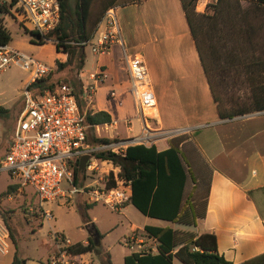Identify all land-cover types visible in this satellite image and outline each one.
<instances>
[{
    "label": "trees",
    "instance_id": "1",
    "mask_svg": "<svg viewBox=\"0 0 264 264\" xmlns=\"http://www.w3.org/2000/svg\"><path fill=\"white\" fill-rule=\"evenodd\" d=\"M57 1L58 22L51 31L36 41L30 39V42L40 46L51 42L56 53L65 55L63 62L55 61L56 73L72 69L78 73L85 61L84 43L90 41L106 10L115 9L119 3L118 0ZM141 1L133 0L136 3ZM179 1L218 119L228 120L263 112L264 0H209L201 12L196 9L199 0ZM14 2L11 0L9 5H0V14L8 13V7ZM10 42L7 28L0 23V46ZM227 77L242 78L250 90L249 95L244 99L226 97L223 88ZM57 83L59 81L53 78L50 71L27 88L33 93H39L51 90ZM71 87L78 109L83 112L81 85L72 81ZM0 113L5 114L7 110L0 107ZM110 122L111 118L105 111L85 112L84 123L88 126L86 144L89 147L118 142L117 139L97 137L93 132L92 127ZM189 138L187 135L172 137L167 140L168 147L163 151H157L153 145L133 144L125 147L122 154L97 151L93 157L118 168L116 176L123 186H128L130 193L122 207L130 204L144 217L183 227H195L197 220L204 218L209 181L202 169L204 165L200 163V168H195L191 157L186 154L185 144L190 142ZM192 151L197 152L196 148ZM77 166L78 162L72 171V185L83 187L85 174H79ZM106 179L108 181L104 187L98 188L112 189L117 186L111 174ZM201 188H204V193L199 195ZM16 189V185H8L0 193V201L15 193ZM93 205L95 203L84 204L80 210L89 231L86 241L72 243L68 252L72 255L90 253L98 259L99 264H112L110 255L99 244L102 236L93 226L88 225L85 210ZM9 220V212L0 207V223L6 229L13 247L10 264H25L26 260L18 256L17 241ZM136 232H133L134 236H138ZM138 232H141L139 237L155 245V252H133L123 258V264H233L218 253L216 239L212 234L197 235L194 231L155 226H144ZM239 264H264V253Z\"/></svg>",
    "mask_w": 264,
    "mask_h": 264
},
{
    "label": "crops",
    "instance_id": "2",
    "mask_svg": "<svg viewBox=\"0 0 264 264\" xmlns=\"http://www.w3.org/2000/svg\"><path fill=\"white\" fill-rule=\"evenodd\" d=\"M207 2L199 0L197 11L201 12ZM118 3L116 16L128 12L122 21L124 27L118 25L121 43L111 45L106 55L95 54L98 60L93 73L85 72L83 65L76 76L82 89L83 111H105L111 118L109 124L92 127L95 136L120 141L144 134L148 141L143 145H153L157 151L166 150L172 137L189 136L186 154L195 168L204 165L209 181L204 218L197 220L194 232L214 235L218 253L233 264L264 253V111L218 119L179 0ZM137 41L141 52L128 53L135 47L129 45ZM123 51L140 54L146 68L154 107L145 118L138 117L134 109ZM98 72L106 78L91 89V76ZM28 84L29 75L21 81V89ZM115 169L106 161H98L94 172L104 177ZM8 179L7 186L11 184ZM130 230L142 229L131 226ZM11 257L8 250L0 255V264H10ZM110 259L113 264L111 255Z\"/></svg>",
    "mask_w": 264,
    "mask_h": 264
},
{
    "label": "built area",
    "instance_id": "3",
    "mask_svg": "<svg viewBox=\"0 0 264 264\" xmlns=\"http://www.w3.org/2000/svg\"><path fill=\"white\" fill-rule=\"evenodd\" d=\"M10 4L11 0H0V5ZM3 14L0 23L5 28L15 25L23 32L42 36L51 31L59 19L57 0H15ZM97 35V37H95ZM94 40V41H93ZM93 41V42H92ZM120 44L121 37L115 15V9L109 8L97 25L90 41L84 43L91 46L96 55H106L110 46ZM129 93L132 97L136 115L147 117L154 107L153 94L148 76L140 54H122ZM17 67L28 73L29 84L45 77L50 70L36 61L32 56L7 45L0 46V73ZM106 78L102 72L91 76L92 87ZM27 85V86H28ZM27 86L21 92V105L17 112L9 144L3 157L0 158V171L10 178L17 191L35 197L42 216L46 221L52 220L51 212L42 210L47 202L54 201L65 193L87 196L90 204L101 203L111 210H117L128 200L129 188L123 186L117 178L118 168L107 172L116 187L112 189L92 188L84 185L77 190L72 185L74 164L82 157L88 156L84 172H94L97 162L93 154L97 151H109L122 154L125 147L140 144L141 139L148 141L146 135L115 143L89 147L86 144L85 112H80L73 90L67 84H57L51 90L33 93ZM114 96V93H110ZM65 183L66 188H61ZM104 187V185H102ZM54 253L48 256L45 264H77L82 263L81 255H72L68 248L72 242L61 233L53 235ZM6 229L0 223V255H6L9 246ZM126 244L136 245L138 252H154L146 248L144 242L130 236Z\"/></svg>",
    "mask_w": 264,
    "mask_h": 264
},
{
    "label": "rangeland",
    "instance_id": "4",
    "mask_svg": "<svg viewBox=\"0 0 264 264\" xmlns=\"http://www.w3.org/2000/svg\"><path fill=\"white\" fill-rule=\"evenodd\" d=\"M122 13L121 16H116L117 23H119L118 25L121 29L124 27L122 21L125 22V15L128 12L124 10ZM3 16V14H0V18H4ZM7 30L11 37L9 46L32 56L36 61L47 67L53 73V78L59 81L57 84L63 83L70 87L72 81L77 83V85L79 84L75 69L71 71L64 70L59 73L55 72V61H63L64 56L55 52L54 45L51 42H47L41 46L34 45L30 42V36L17 26L11 24L7 27ZM132 44L129 47H135L128 50V53L141 52L139 41ZM84 53L86 60L83 69L85 72L91 74L96 70L98 57L91 52L90 45L85 47ZM27 76L26 72L17 67H12L0 73V107L7 110L5 114L0 113V158L3 157L9 144L17 112L21 105V81ZM223 89H225L223 92L226 97L244 99L250 93L242 78L234 79L233 77H227ZM82 109L85 110L84 102ZM141 136L142 134L139 137ZM143 143L145 142L141 139L140 144ZM83 180L84 185H90L92 186L91 188L101 187L108 181L106 176L101 177L97 172H91L90 174L86 172ZM8 182L9 179L6 174L0 172V193L5 190ZM202 185H204V182ZM61 188H66L65 183L61 184ZM75 188L79 190L81 187ZM198 193L202 195L204 188L199 189ZM84 204H90V202L87 196L81 194L65 193L62 196H58L54 201L43 205L42 210H48L52 215V220L46 221L42 216V211L35 197L31 196V194L27 195L16 190L15 193L1 199L0 207L9 212V224L17 241L18 256L26 260L25 264H44L48 256L53 255V235L55 233H61L72 243L83 242L87 239L89 231L80 214V210L84 207ZM85 213L88 217V225L93 226L102 236V240L99 241L100 246L111 255L113 264H123L122 259L124 256L129 255L130 252H138L136 245H133V248L130 249L126 244L128 237L133 235V232L130 230L131 226L138 229H142L143 226L167 227L164 222L149 220L142 216L132 206L111 210L101 203H96L86 209ZM172 227L194 231L196 226L183 227L172 224ZM136 233L138 236L133 235V237L144 242L147 249L153 246L150 240L139 237L141 232L137 231ZM8 246L9 254H11L13 247L10 240ZM80 258L82 263L77 260V264H99L98 259L90 253L83 254Z\"/></svg>",
    "mask_w": 264,
    "mask_h": 264
},
{
    "label": "water",
    "instance_id": "5",
    "mask_svg": "<svg viewBox=\"0 0 264 264\" xmlns=\"http://www.w3.org/2000/svg\"><path fill=\"white\" fill-rule=\"evenodd\" d=\"M39 38H40V36H38V35L30 36V39L35 40V41L38 40ZM87 160H88V156H84L78 161L77 169H78L79 174H82L84 172V168H85ZM95 235H96V233H95ZM97 240H98V238L96 237L95 243H97Z\"/></svg>",
    "mask_w": 264,
    "mask_h": 264
}]
</instances>
